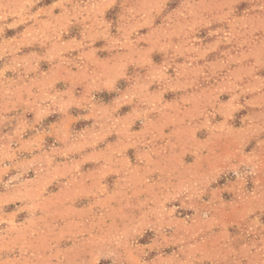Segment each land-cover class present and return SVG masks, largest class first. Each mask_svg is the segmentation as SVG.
Segmentation results:
<instances>
[{"label":"rangeland","instance_id":"374dc122","mask_svg":"<svg viewBox=\"0 0 264 264\" xmlns=\"http://www.w3.org/2000/svg\"><path fill=\"white\" fill-rule=\"evenodd\" d=\"M0 264H264V0H0Z\"/></svg>","mask_w":264,"mask_h":264}]
</instances>
